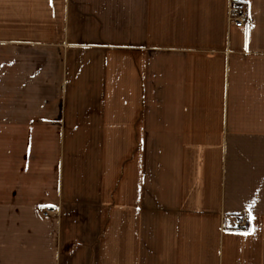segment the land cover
Masks as SVG:
<instances>
[{
  "label": "crops",
  "instance_id": "crops-1",
  "mask_svg": "<svg viewBox=\"0 0 264 264\" xmlns=\"http://www.w3.org/2000/svg\"><path fill=\"white\" fill-rule=\"evenodd\" d=\"M233 1L0 0V264H62L92 207L123 264H264V0Z\"/></svg>",
  "mask_w": 264,
  "mask_h": 264
},
{
  "label": "rangeland",
  "instance_id": "rangeland-1",
  "mask_svg": "<svg viewBox=\"0 0 264 264\" xmlns=\"http://www.w3.org/2000/svg\"><path fill=\"white\" fill-rule=\"evenodd\" d=\"M237 2L246 6L244 1L237 0ZM96 209L95 207L84 209V223L80 226L81 230L78 233H76L74 223L67 224L70 228L68 237L57 239V247L62 253L59 256L53 255V262L61 258L62 264H123V224L122 221H119L122 219V215L117 212L116 216H113L114 213H112L111 218H116V221L108 223L106 221L107 212H100L99 215ZM45 210L47 209H44L43 212ZM53 212L52 209L50 214ZM243 220L245 224H242ZM63 226L67 227L66 224ZM235 228L247 230V216L240 215Z\"/></svg>",
  "mask_w": 264,
  "mask_h": 264
},
{
  "label": "built area",
  "instance_id": "built-area-1",
  "mask_svg": "<svg viewBox=\"0 0 264 264\" xmlns=\"http://www.w3.org/2000/svg\"><path fill=\"white\" fill-rule=\"evenodd\" d=\"M229 20L237 28L245 27L249 22V13L246 6L241 2L233 1L229 8ZM50 212H52V209H47L44 211L46 214ZM242 224H245L244 220Z\"/></svg>",
  "mask_w": 264,
  "mask_h": 264
}]
</instances>
